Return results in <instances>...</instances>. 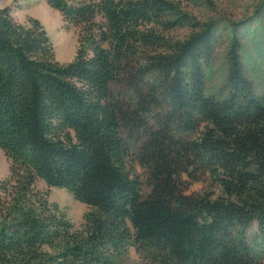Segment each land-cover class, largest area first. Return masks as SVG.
Masks as SVG:
<instances>
[{"label": "trees", "instance_id": "trees-1", "mask_svg": "<svg viewBox=\"0 0 264 264\" xmlns=\"http://www.w3.org/2000/svg\"><path fill=\"white\" fill-rule=\"evenodd\" d=\"M44 1L78 32L69 63L0 8V264H122L129 247L150 264H264V101L240 38L220 98L205 92L217 22L182 7L206 0ZM200 180L211 190L187 194ZM39 181L89 209L81 228Z\"/></svg>", "mask_w": 264, "mask_h": 264}, {"label": "rangeland", "instance_id": "rangeland-1", "mask_svg": "<svg viewBox=\"0 0 264 264\" xmlns=\"http://www.w3.org/2000/svg\"><path fill=\"white\" fill-rule=\"evenodd\" d=\"M209 3V4H208ZM9 7L12 16L20 23L28 18L36 19L43 26L52 43L55 59L60 64L73 60L77 50V30L67 27L59 13L50 8L44 0H0V8ZM183 10L200 22L213 20L219 31L216 35L214 54L206 69L205 92L222 98L226 77V52L231 41V30L242 42V61L245 74L252 82L255 94L264 101V0H206L195 5L183 4ZM185 32H177L182 36ZM133 170L141 185V194L149 193L147 172L135 162ZM8 175V161L0 150V180ZM187 194H200L211 190L208 182H189ZM46 194L48 202L55 205L66 216L74 229L81 228L83 217L89 209L76 201L65 189L48 188L39 181L36 185ZM256 232V226L252 227ZM255 252L264 263V238L255 242ZM122 264H150L143 260L134 247H129Z\"/></svg>", "mask_w": 264, "mask_h": 264}]
</instances>
